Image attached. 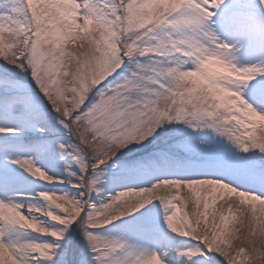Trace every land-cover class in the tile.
Wrapping results in <instances>:
<instances>
[{"label": "snow or ice", "instance_id": "1", "mask_svg": "<svg viewBox=\"0 0 264 264\" xmlns=\"http://www.w3.org/2000/svg\"><path fill=\"white\" fill-rule=\"evenodd\" d=\"M0 264H264V0H0Z\"/></svg>", "mask_w": 264, "mask_h": 264}]
</instances>
